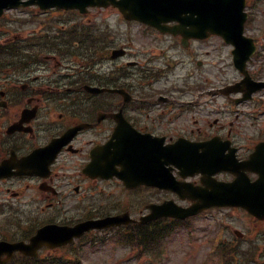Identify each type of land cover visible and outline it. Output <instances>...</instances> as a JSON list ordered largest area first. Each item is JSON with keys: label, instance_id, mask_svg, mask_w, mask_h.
Segmentation results:
<instances>
[{"label": "flooded vegetation", "instance_id": "flooded-vegetation-1", "mask_svg": "<svg viewBox=\"0 0 264 264\" xmlns=\"http://www.w3.org/2000/svg\"><path fill=\"white\" fill-rule=\"evenodd\" d=\"M46 14L40 21L20 14L0 22V242L29 241L48 223L75 224L110 211L140 217L157 203L156 188L116 195L108 191L116 179L83 172L93 149L110 140L121 152L160 157L172 156L174 143L196 142L204 164L229 165L219 179L233 181L244 172L250 183H264V86L254 88L251 81L264 82L263 28L247 23L257 50L246 64L250 78L243 82L234 47L220 38L184 46L180 37L141 24L119 28L104 18L101 46L86 33L76 44L81 49L68 54L61 36L76 22L71 17L61 26L59 12ZM70 130L73 134L55 150H43ZM41 149L30 173L5 172L13 157ZM200 179L187 180L198 184ZM125 195L132 198L126 205ZM14 214L20 223L13 224ZM257 240L264 247V233ZM27 257L3 252L0 263Z\"/></svg>", "mask_w": 264, "mask_h": 264}, {"label": "water", "instance_id": "water-1", "mask_svg": "<svg viewBox=\"0 0 264 264\" xmlns=\"http://www.w3.org/2000/svg\"><path fill=\"white\" fill-rule=\"evenodd\" d=\"M28 3H38L43 7L59 5L80 8H85L88 5L107 6L113 4L119 7L129 18H138L155 25L161 30L171 31L176 34L180 33L186 37H202L208 35V33H217L226 38H234L233 33H236L238 38H240L244 22L240 14L243 15L245 0H29L28 2H22V0H0V14L5 8ZM167 21H178L179 24L166 27L163 23ZM238 43H240V40H238ZM198 163L195 166L200 167ZM224 187L228 186L221 185V189ZM195 192L197 194V191ZM196 197L202 203L192 211L176 208V206L163 205L156 207L148 218H157L163 215L185 218L209 204L220 202L221 199L233 200L237 205H243L252 210L256 215L263 216L260 207L256 203L252 204L248 202L252 200L245 196L222 198L221 196L208 197L198 194ZM90 227H86V229ZM72 235L74 236V233L69 234V238ZM36 240H33L32 246H38L42 243Z\"/></svg>", "mask_w": 264, "mask_h": 264}, {"label": "rangeland", "instance_id": "rangeland-1", "mask_svg": "<svg viewBox=\"0 0 264 264\" xmlns=\"http://www.w3.org/2000/svg\"><path fill=\"white\" fill-rule=\"evenodd\" d=\"M254 11L257 13L254 21L258 24L264 21V0ZM105 12L110 20H117L116 10L109 9ZM225 215L229 227L244 233L251 223V217L243 210H229ZM217 218L218 213L211 212L197 217L189 227H186L189 224L178 226L165 242V254L161 260H154L149 255L139 257L135 250L117 242L115 234H107L104 242L97 241L95 245H87L77 251L78 262L76 257L75 264H208L207 258L217 262L210 257L213 238L219 226ZM257 228L253 233H262Z\"/></svg>", "mask_w": 264, "mask_h": 264}]
</instances>
